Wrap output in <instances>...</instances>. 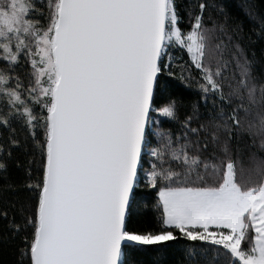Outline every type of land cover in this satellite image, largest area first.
<instances>
[{
	"label": "snow or ice",
	"instance_id": "obj_1",
	"mask_svg": "<svg viewBox=\"0 0 264 264\" xmlns=\"http://www.w3.org/2000/svg\"><path fill=\"white\" fill-rule=\"evenodd\" d=\"M208 8L0 0V128L11 133L0 144V245L19 241L17 264H128L132 245L181 239L199 242L182 264H264V76L240 42L243 22L222 7L211 20ZM245 15L264 40V9L249 2ZM176 48L198 73L181 75L199 97L183 118L182 100L159 102ZM26 61L29 85L16 75L13 86ZM154 115L179 121L180 134ZM142 183L157 232L127 227Z\"/></svg>",
	"mask_w": 264,
	"mask_h": 264
},
{
	"label": "trees",
	"instance_id": "obj_2",
	"mask_svg": "<svg viewBox=\"0 0 264 264\" xmlns=\"http://www.w3.org/2000/svg\"><path fill=\"white\" fill-rule=\"evenodd\" d=\"M195 2L196 0H178V3L182 6H188ZM249 2H254L258 7L264 9L262 0H206V3L209 5L206 18H210L211 20L220 19L219 8L222 7L234 21H242L244 27L240 42L242 46L248 50L250 57L254 54L257 72L259 75L264 76V40L258 39V28H256V25L250 22L245 15L246 5ZM41 3H43V0H41ZM182 14L184 15V20L181 23V27L183 29H188L190 25L188 23L187 15L183 12ZM41 18L44 20V17ZM44 22H46V20H44ZM171 62V72L173 74L170 75L169 71L166 69L164 75L165 80L168 83V89L162 95L159 102H163V100L166 99L168 95L176 96L179 100L183 101L179 112L180 117L183 118L191 111V105L196 102L199 97L197 95L195 83L191 87L186 86L185 83L181 81V75H187L189 71H191L194 77L198 78V73L197 70L190 66V60L187 53L181 51L178 48L172 51ZM25 63L28 64L27 69L25 68L24 63H22L17 72L13 74V86L15 85L16 75L19 76L23 85H29L30 61H26ZM227 71H235V66L233 65ZM21 92L24 93L25 101H28L30 98L27 96V93L23 88L21 89ZM4 107L5 101L3 98H0V110H2ZM201 112H204L203 108L201 109ZM154 118L161 129L168 130L175 135L180 134L182 129L181 123L179 121L168 120L159 115L155 116ZM14 126L17 129L16 134L23 138L24 132L21 124L19 122H14ZM9 135H11V133L8 130L0 128V144L6 143ZM157 140H159V137H157ZM146 159L151 161L152 158L147 157ZM172 163L175 165L174 161H172ZM9 166L11 175L15 177L16 170L14 164L11 161L9 162ZM139 191L140 196L138 197V203L127 223V227L138 233L157 232L161 229L162 225L159 223V213L155 207L156 196L154 190L144 187L142 183ZM3 226L4 222L0 220V231L3 230ZM18 243L19 241H17V244ZM191 243L199 242H190L181 239L177 242H169L170 246L132 245L126 249V255L124 259L127 260L128 264H182V252L186 246ZM17 244L10 245L7 248L0 245V264H17ZM218 255V253H215L209 249V259ZM220 260L221 264H223L224 257L221 256Z\"/></svg>",
	"mask_w": 264,
	"mask_h": 264
},
{
	"label": "rangeland",
	"instance_id": "obj_3",
	"mask_svg": "<svg viewBox=\"0 0 264 264\" xmlns=\"http://www.w3.org/2000/svg\"><path fill=\"white\" fill-rule=\"evenodd\" d=\"M37 59H39V57H37ZM157 116V115H154V117ZM155 119V118H154Z\"/></svg>",
	"mask_w": 264,
	"mask_h": 264
}]
</instances>
